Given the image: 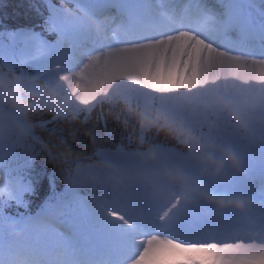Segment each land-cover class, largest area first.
Returning <instances> with one entry per match:
<instances>
[{
  "label": "snow or ice",
  "instance_id": "1",
  "mask_svg": "<svg viewBox=\"0 0 264 264\" xmlns=\"http://www.w3.org/2000/svg\"><path fill=\"white\" fill-rule=\"evenodd\" d=\"M0 7V264H264V0Z\"/></svg>",
  "mask_w": 264,
  "mask_h": 264
},
{
  "label": "clouds",
  "instance_id": "2",
  "mask_svg": "<svg viewBox=\"0 0 264 264\" xmlns=\"http://www.w3.org/2000/svg\"><path fill=\"white\" fill-rule=\"evenodd\" d=\"M0 76H7V79L13 81V84L7 90L0 88V106H4L13 112L20 113L26 112L29 105L38 106L41 103L42 97L34 95L31 91V87L26 90L23 84L17 86L14 77L8 75L2 69H0ZM36 87L40 88L41 86L37 85ZM125 114H127V110L123 105H117L111 110H109L108 106H105V115L108 119L120 122ZM133 118H136L134 114Z\"/></svg>",
  "mask_w": 264,
  "mask_h": 264
},
{
  "label": "trees",
  "instance_id": "3",
  "mask_svg": "<svg viewBox=\"0 0 264 264\" xmlns=\"http://www.w3.org/2000/svg\"><path fill=\"white\" fill-rule=\"evenodd\" d=\"M28 3H29V0H5V5H7V8L9 11H11L13 7H15L17 5H21V4L25 5V7H26ZM24 10L25 9H21V12H23ZM23 20L27 21V18L24 16H21V18L19 19L18 22H10V23L12 25H17V24H21ZM45 118H48L47 115H45ZM92 126H93L92 123L88 124L87 126L81 125L79 123L62 124L61 125V127L65 128L66 130L72 129V128L78 129L77 139L73 141L71 136H69L68 137L69 143L71 144L72 148L74 150H76L77 152L83 151V152H86L87 154H90L92 152L93 145H92L90 137L86 134L85 129L91 128ZM108 127L110 130H112V129L116 130L117 135L115 138H117L118 133L121 131V126L119 124L115 123L114 120L109 119ZM95 131H96L97 135H103V124H102V122L100 125H98L95 128ZM42 135H43V138L45 140L51 139L47 133H42ZM42 162H43V164H42L43 168L44 167L49 168V169L51 168V164L47 159L42 158Z\"/></svg>",
  "mask_w": 264,
  "mask_h": 264
}]
</instances>
